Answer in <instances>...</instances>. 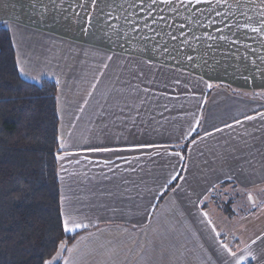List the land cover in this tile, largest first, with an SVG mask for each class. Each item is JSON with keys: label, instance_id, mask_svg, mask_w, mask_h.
Masks as SVG:
<instances>
[{"label": "crops", "instance_id": "1", "mask_svg": "<svg viewBox=\"0 0 264 264\" xmlns=\"http://www.w3.org/2000/svg\"><path fill=\"white\" fill-rule=\"evenodd\" d=\"M186 2L189 29L144 40L143 0H0L19 76L56 85L63 231L86 225L53 264H264V239L240 260L207 202L264 182V2Z\"/></svg>", "mask_w": 264, "mask_h": 264}, {"label": "trees", "instance_id": "2", "mask_svg": "<svg viewBox=\"0 0 264 264\" xmlns=\"http://www.w3.org/2000/svg\"><path fill=\"white\" fill-rule=\"evenodd\" d=\"M57 124L56 85L19 76L9 30L0 26V264H45L77 236L62 227Z\"/></svg>", "mask_w": 264, "mask_h": 264}, {"label": "rangeland", "instance_id": "3", "mask_svg": "<svg viewBox=\"0 0 264 264\" xmlns=\"http://www.w3.org/2000/svg\"><path fill=\"white\" fill-rule=\"evenodd\" d=\"M259 1L264 2V0ZM133 2L134 0H128L126 6H120V11L134 12L135 5ZM151 4H153L152 7ZM186 4V0H171L170 3L159 0L158 4H154L152 0H143L139 7L142 8L144 15L141 22L138 23L139 26L142 25L144 40L150 39L146 33L152 28L189 29L192 22H189V19L186 18L188 14L186 7L189 6ZM262 8L263 6L255 9L253 13L255 16L254 21L257 23L256 29H259L260 33L264 31L263 13H260V11H263ZM114 10L118 12V8ZM114 10L112 9V13ZM239 17L240 20L238 21L241 24H236L237 27L246 28L241 16ZM263 35L264 33H262V37H264ZM262 101L264 102V98ZM213 194V197L208 196L207 202H211V204L209 203L211 205L210 216L217 220L216 233L222 234L229 241L239 236L237 251H239L238 255L241 256L240 260H244L247 252L250 251L251 245L264 239V182H254L249 188L245 189L236 184L227 185L220 190H216ZM249 196H251V200ZM214 204L216 206H213ZM229 244L231 243L229 242Z\"/></svg>", "mask_w": 264, "mask_h": 264}, {"label": "snow or ice", "instance_id": "4", "mask_svg": "<svg viewBox=\"0 0 264 264\" xmlns=\"http://www.w3.org/2000/svg\"><path fill=\"white\" fill-rule=\"evenodd\" d=\"M154 2H155V0H154ZM162 2H164V3H170L171 0H162ZM254 31H255V29H254ZM21 71H23V70H21ZM249 119H251V118L249 117ZM58 139H60V138H58ZM64 147H65V144L63 142H61L60 143V148L63 149ZM94 150H104V151H108L109 149H94ZM66 155H70V153H66ZM175 155H179V153H175ZM63 158H64L63 156H59V155L57 156V159L58 160L63 159ZM249 199L251 200V196H249ZM63 223H64V231L65 232H71L75 228H79V227H86V225H82V224L78 223L75 220V218L72 217L71 215H67ZM64 246L65 245L63 243H61L60 248L63 249ZM58 254H59V252L57 253V255ZM229 255L235 257V253L229 252ZM55 259H56V257L54 256L52 258V260H55ZM52 260L45 261V264H52ZM236 264H239V261H237Z\"/></svg>", "mask_w": 264, "mask_h": 264}]
</instances>
